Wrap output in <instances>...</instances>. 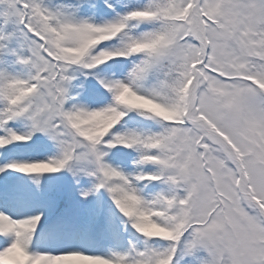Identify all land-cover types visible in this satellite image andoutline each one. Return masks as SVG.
I'll return each instance as SVG.
<instances>
[{"label": "snow or ice", "instance_id": "1", "mask_svg": "<svg viewBox=\"0 0 264 264\" xmlns=\"http://www.w3.org/2000/svg\"><path fill=\"white\" fill-rule=\"evenodd\" d=\"M0 264H264V0H0Z\"/></svg>", "mask_w": 264, "mask_h": 264}]
</instances>
